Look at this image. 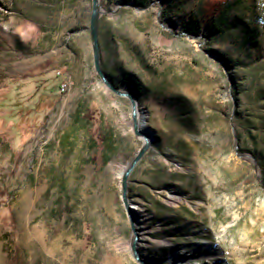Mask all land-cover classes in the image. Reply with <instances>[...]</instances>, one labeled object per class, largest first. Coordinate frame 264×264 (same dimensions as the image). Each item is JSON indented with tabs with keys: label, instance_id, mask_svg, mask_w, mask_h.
Wrapping results in <instances>:
<instances>
[{
	"label": "rangeland",
	"instance_id": "rangeland-1",
	"mask_svg": "<svg viewBox=\"0 0 264 264\" xmlns=\"http://www.w3.org/2000/svg\"><path fill=\"white\" fill-rule=\"evenodd\" d=\"M143 2L101 0L100 74L93 0H0V264H264V0Z\"/></svg>",
	"mask_w": 264,
	"mask_h": 264
},
{
	"label": "trees",
	"instance_id": "trees-1",
	"mask_svg": "<svg viewBox=\"0 0 264 264\" xmlns=\"http://www.w3.org/2000/svg\"><path fill=\"white\" fill-rule=\"evenodd\" d=\"M106 1V0H104ZM141 3H144L141 0ZM228 10H224L220 16L222 20L221 25L226 24L225 15ZM38 81L35 83V87L27 92L18 89L16 96L9 98L8 103L13 110L14 129L18 135H22L27 138L31 130L39 127V119L41 114L46 110L47 104H45V98L52 97L58 94L63 89L62 77L56 75L50 77L49 75H41L37 77ZM31 95V100H28L27 96ZM6 103V102H3ZM2 103V104H3ZM25 129L28 133H25Z\"/></svg>",
	"mask_w": 264,
	"mask_h": 264
},
{
	"label": "water",
	"instance_id": "water-1",
	"mask_svg": "<svg viewBox=\"0 0 264 264\" xmlns=\"http://www.w3.org/2000/svg\"><path fill=\"white\" fill-rule=\"evenodd\" d=\"M100 6H101V0H93V12H92L90 30H91L92 40H93L95 64H96L98 72L101 74V70H100V47H99V39H98L99 20L101 17ZM117 93L119 95H122V96H128L133 101V98L130 94H123L120 92H117ZM148 148H149V143H147L146 147L138 154V156L133 161L131 167L127 170V173H126L125 178H124V196H123L126 203H127V180H128V177L131 174V172L134 170L136 165L141 161V159L143 158V156L147 152Z\"/></svg>",
	"mask_w": 264,
	"mask_h": 264
}]
</instances>
